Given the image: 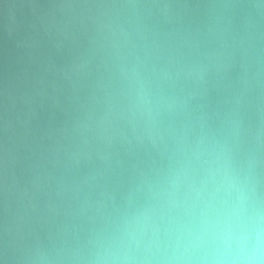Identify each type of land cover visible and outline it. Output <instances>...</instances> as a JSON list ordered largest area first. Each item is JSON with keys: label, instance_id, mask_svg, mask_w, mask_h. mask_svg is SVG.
I'll use <instances>...</instances> for the list:
<instances>
[{"label": "water", "instance_id": "water-1", "mask_svg": "<svg viewBox=\"0 0 264 264\" xmlns=\"http://www.w3.org/2000/svg\"><path fill=\"white\" fill-rule=\"evenodd\" d=\"M199 139L264 185V0H0V264H92Z\"/></svg>", "mask_w": 264, "mask_h": 264}, {"label": "clouds", "instance_id": "clouds-1", "mask_svg": "<svg viewBox=\"0 0 264 264\" xmlns=\"http://www.w3.org/2000/svg\"><path fill=\"white\" fill-rule=\"evenodd\" d=\"M92 264H264V185L227 144H184Z\"/></svg>", "mask_w": 264, "mask_h": 264}]
</instances>
